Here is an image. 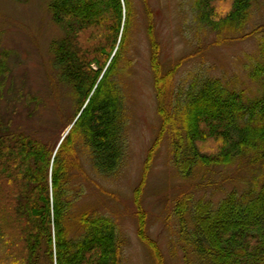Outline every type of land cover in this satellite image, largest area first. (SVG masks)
Instances as JSON below:
<instances>
[{"label":"trees","instance_id":"16d2710c","mask_svg":"<svg viewBox=\"0 0 264 264\" xmlns=\"http://www.w3.org/2000/svg\"><path fill=\"white\" fill-rule=\"evenodd\" d=\"M259 1L194 0L196 20L216 33V44L256 41L257 55L246 66L250 83L257 84L254 92L202 69L178 85L183 61L165 70L154 14L149 7L144 11L159 115L148 178L163 148L185 181L215 169L259 172L245 192L233 189L217 204L187 190L174 199L171 215L182 248L206 264H264V24L249 30ZM49 9L63 31L51 53L77 106L67 126L83 111L57 152L56 145L13 132L0 117V264H42L41 257L48 264H119L116 220L79 205L90 193L88 185L110 180L125 165L124 85L135 63L137 4L52 0ZM1 47L0 36V100L11 75L9 52ZM143 187L135 191L141 208ZM138 221L140 237L148 242L145 214Z\"/></svg>","mask_w":264,"mask_h":264},{"label":"rangeland","instance_id":"374dc122","mask_svg":"<svg viewBox=\"0 0 264 264\" xmlns=\"http://www.w3.org/2000/svg\"><path fill=\"white\" fill-rule=\"evenodd\" d=\"M51 2L0 0L1 49L9 52L8 65L11 68L0 100V117L13 132L26 133L58 148L72 126L67 125L75 118L77 106L70 89L60 81L51 53L52 42L63 36L49 9ZM135 3L139 12L135 63L133 75L124 85L128 110L125 165L110 180L99 178L97 185H88L86 190L90 193L79 202V206L87 204L116 220L122 257L119 264H159L157 259L165 264H206L196 254L187 253L182 248L177 224L171 215L174 199L187 190L217 204L233 189L245 192L259 172L255 168L254 172L234 167L215 169L193 181H185L170 164V151L163 148L148 178L145 166L159 128V115L144 11L149 7L154 14L165 70L183 61L177 84L192 80L202 69L230 82L238 80L239 87L256 91L257 84L250 83L246 66L257 55V43L245 39L216 44V33L196 20L194 0H148L147 5L142 0H135ZM221 5L223 3L217 6ZM262 24L264 0L256 5L248 29L252 31ZM203 131L207 135L206 128ZM87 169L91 174L89 167ZM191 183L201 185V190L198 187L191 189ZM142 185L141 208L140 203L136 204L135 191ZM142 213L147 217L148 242L140 237L138 219ZM153 245L160 248L159 252ZM41 261L48 264L43 257Z\"/></svg>","mask_w":264,"mask_h":264},{"label":"water","instance_id":"95a60500","mask_svg":"<svg viewBox=\"0 0 264 264\" xmlns=\"http://www.w3.org/2000/svg\"><path fill=\"white\" fill-rule=\"evenodd\" d=\"M85 108V107H84ZM83 111V110H82ZM81 111V113H82ZM81 113L78 115L77 119L74 121L73 125L67 130L66 134L63 136L62 140L59 143V146L57 148V150L60 148L61 144L64 142L66 136L68 135V133L70 132V130L72 129V127L74 126V124L77 122L78 118L81 116Z\"/></svg>","mask_w":264,"mask_h":264}]
</instances>
